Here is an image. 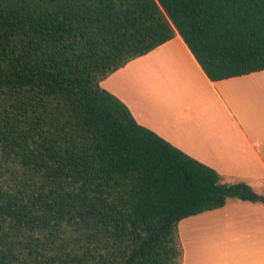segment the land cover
I'll list each match as a JSON object with an SVG mask.
<instances>
[{
	"label": "trees",
	"instance_id": "1",
	"mask_svg": "<svg viewBox=\"0 0 264 264\" xmlns=\"http://www.w3.org/2000/svg\"><path fill=\"white\" fill-rule=\"evenodd\" d=\"M176 33L211 80L264 69V0H0V264H182L180 220L264 202L101 86Z\"/></svg>",
	"mask_w": 264,
	"mask_h": 264
},
{
	"label": "crops",
	"instance_id": "2",
	"mask_svg": "<svg viewBox=\"0 0 264 264\" xmlns=\"http://www.w3.org/2000/svg\"><path fill=\"white\" fill-rule=\"evenodd\" d=\"M100 84L222 183L244 182L264 195V69L211 80L176 33ZM202 221L178 230L182 264H264V202L229 198Z\"/></svg>",
	"mask_w": 264,
	"mask_h": 264
},
{
	"label": "rangeland",
	"instance_id": "3",
	"mask_svg": "<svg viewBox=\"0 0 264 264\" xmlns=\"http://www.w3.org/2000/svg\"><path fill=\"white\" fill-rule=\"evenodd\" d=\"M261 195H263V194H261ZM203 213L204 212L200 213V215H192V216H189V217H186V218L180 220L178 223V230L183 232V231L188 230V229H192V228L194 229V228L202 227V225H203V221H202Z\"/></svg>",
	"mask_w": 264,
	"mask_h": 264
}]
</instances>
